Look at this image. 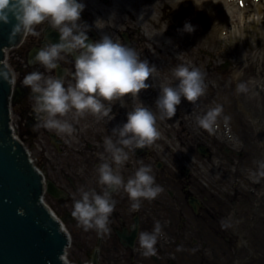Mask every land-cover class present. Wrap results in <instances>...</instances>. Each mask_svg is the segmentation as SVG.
Here are the masks:
<instances>
[{
	"label": "flooded vegetation",
	"instance_id": "obj_1",
	"mask_svg": "<svg viewBox=\"0 0 264 264\" xmlns=\"http://www.w3.org/2000/svg\"><path fill=\"white\" fill-rule=\"evenodd\" d=\"M79 23L82 26L87 25V42L99 41L103 36L98 32L99 27L92 21L82 19ZM36 32L38 35L24 37L20 45L22 48H19L17 53L22 62V73L19 82L14 83V89H21L22 95L14 102L21 108L18 113L21 120L31 124V127L23 128L22 137H25V141L33 140L41 144L43 142L39 137L43 135L47 138V145L59 154L70 151L84 157L83 149L77 150L70 144L71 135L40 126L34 112L33 93L30 88L23 85L24 77L32 72H40L45 78L63 77L65 87L74 83L70 75L74 71V55L61 53L57 61L58 67L51 70L35 62L34 57L29 59L30 53H37L41 48L57 41L51 35H57L59 38L58 31L51 27L49 22L36 26ZM121 37L124 45L138 50V39L133 32ZM138 54L140 55L141 51ZM139 57L142 58L141 55ZM30 62H32L31 65ZM262 62L260 71L245 72L236 84L235 90L240 95L237 103L244 112L245 129H247L246 134L239 139V142L237 141L238 144L232 140L229 125L222 124L221 133L227 140L222 142L216 140L214 146L202 135L198 137L196 134L193 138L197 145L194 143L189 145L187 139L181 142V148L197 151L198 157H201L199 161L188 154L184 155L186 152L184 149H179L181 151L178 156L177 152L169 147L170 145L167 149L173 157L169 161L161 160L158 152L165 153V150H158L155 148L157 144H152L143 149H135L132 160L128 163L126 161L125 165L119 168L113 165L114 170L118 171L125 182L134 175L135 167L147 164L153 166L159 179L157 182L156 178L155 185L162 191L154 199L142 198L138 211L131 209L132 201L123 189L112 192L111 198L115 202V207L109 217L110 231L103 236L98 235L94 229L86 231L88 235H91L92 242V245L89 243L90 248L85 252L88 262L92 263L96 253L97 264H264V166H262L264 165V56ZM252 80H256L259 91L252 85ZM148 84L149 88L139 93V101L126 96L122 100L111 102V105L105 102V106H111L112 109L109 116L92 118L94 122L102 124L103 136L106 131L111 132L113 117L121 116L122 124L125 123L124 116L127 118V112L138 106L139 102L144 101L142 104L145 107L157 113L155 101L161 87L167 83L149 81ZM238 85H243V88L238 89ZM183 108L182 100L173 115L176 118L180 117L181 121L185 112ZM172 117L160 119L157 113L156 127L160 136L171 134L169 128L173 129L174 117ZM65 120L72 124L73 132L78 137L77 142H81L84 149L96 152L99 148L94 141L105 144V136L93 142L84 138V136L92 137L97 131L94 122L92 123L90 119V114H85L78 119H73L69 114ZM181 121L180 125L183 124ZM163 122L166 125L168 123L170 127ZM52 135L60 141L58 147L52 143ZM182 138H187V134L182 135L180 139ZM215 146L216 154L213 152ZM202 158L207 160L204 159L201 162ZM56 159L53 156L52 159L46 158V163L41 162L44 175L48 176L47 165L50 169V176L46 177V182H52L61 192L58 198L49 195L48 197L55 200L58 206L63 203V207L64 204L73 207L75 200L70 189L66 185L61 186L57 179L63 177L69 185H72L73 180L64 170V167L69 169L71 166L69 163L62 165L60 159L55 166L50 165L51 161ZM215 160V166H212ZM102 162H94L95 178H87L89 183L86 190H93L98 194H102L105 190L104 186L98 182L97 168ZM205 163L212 169H216V192L213 191V193L204 186L205 179L208 180L203 170ZM122 168L125 169L124 172ZM80 175L76 174L75 177ZM72 210L73 208L70 212ZM59 219L62 224L65 222L79 225L68 212ZM156 223L161 226V234L154 246L155 254L145 256L142 254L143 249L139 246L138 234L152 232ZM78 229L81 231L82 227L79 226Z\"/></svg>",
	"mask_w": 264,
	"mask_h": 264
},
{
	"label": "rangeland",
	"instance_id": "obj_2",
	"mask_svg": "<svg viewBox=\"0 0 264 264\" xmlns=\"http://www.w3.org/2000/svg\"><path fill=\"white\" fill-rule=\"evenodd\" d=\"M78 2L84 5L80 21L82 19L92 21L99 27L98 32L111 36L114 42L123 44L121 35L133 32L139 45L136 52L141 51L142 58H140L146 59L150 65H154L156 68L147 83L149 81L166 82L175 86L177 80L174 77V70L179 65L188 66L190 69L196 67L203 73V95L195 102L182 99L185 110L184 117L182 116L183 120L173 116V129L168 126V123L166 125L163 122L167 127H170L171 134L159 135V138L154 142L155 145L157 144L156 149L165 150V153L158 152L161 160L169 161L173 157L167 149L169 147L179 156L180 151L184 149L180 147V144L186 139L189 145L192 143L197 145L193 138L195 134L198 137L202 135L213 146L216 144V140L219 142L227 140L221 133L223 131L222 124L229 125L232 140L238 144L247 129H245L244 112L241 111L242 109L238 107L237 103L240 95L235 88L242 74L247 71H260L263 66L264 0H218L217 3L208 0L202 10H197L192 0H182V2L181 0H78ZM185 22L193 25L195 31L191 34L182 32L181 29ZM19 48L21 49L22 46ZM19 48L6 52L5 62L12 73L14 83L19 82L22 73V62L17 54ZM256 83V80H252V85L259 91L260 88ZM142 103L144 104V101ZM11 107L12 126L15 129V135L21 140L23 136L21 131L26 127V123L18 116L21 108L15 102H12ZM217 107H220L222 112L216 117L212 130L209 131L198 123V118L205 116L208 111ZM93 117L90 114L92 123L94 122ZM121 118V116L113 117L112 129L122 125ZM61 119H66V117ZM124 119L127 118L124 116ZM180 121L183 124L180 125ZM76 122L78 123V121ZM93 124L97 131L93 133L92 137L84 136L86 140L93 142L99 137L103 139L104 136L106 139L112 137L115 140L112 130L111 132L106 131L103 136L102 124L97 121ZM186 134L187 138L180 139L182 135ZM39 139L43 143L40 144L33 140L24 141L35 165L42 171L41 162L45 161L46 163V158L52 159L53 156L57 159L51 161L50 165L55 166L58 159L62 165L69 163L70 170L67 167H64V170L73 180V184L69 185L63 177L57 179L61 186H68L74 200H77L76 198H80L81 192L85 191L88 186L87 178H95L94 162H102V157L107 156L105 144H98L94 141L99 148L96 152L84 149L82 143L77 142V135L72 132L70 144L74 145L77 150L83 149L84 157H82L76 152L70 151L59 154L47 145V138L42 135ZM184 150L186 151L184 155L188 154L191 158L200 160L201 157H198L195 149L186 148ZM125 151L128 152V163L132 160L134 151L127 149ZM213 152L216 154V146ZM204 159L202 158L201 162ZM215 162L216 160L211 165L215 166ZM145 166L151 169L150 174L154 176L155 180L157 178L158 182L156 169L148 164ZM138 168L135 167V171ZM203 168L208 177V180L205 179L204 186L212 193L216 192V169H212L206 163ZM47 169L48 176H50L48 165ZM122 170L124 172L125 169L122 168ZM59 171L61 170L59 169ZM211 172H213L212 176ZM76 174L80 177H75ZM48 176L45 175V177ZM74 188L76 190H73ZM44 203L58 218H62L66 212L71 214L70 209L73 208L69 204H64L63 207V203L59 207L56 201L48 196L44 197ZM63 224L71 238L66 260L70 264H86L85 252L90 248L89 243L92 245L91 235H88L83 228L80 231L77 224L65 222Z\"/></svg>",
	"mask_w": 264,
	"mask_h": 264
},
{
	"label": "clouds",
	"instance_id": "obj_3",
	"mask_svg": "<svg viewBox=\"0 0 264 264\" xmlns=\"http://www.w3.org/2000/svg\"><path fill=\"white\" fill-rule=\"evenodd\" d=\"M192 2L197 10H202L208 0ZM211 2L217 3L218 0ZM83 8L84 5L77 0H0V24L12 25L10 39L20 33L38 35L36 26L45 21L58 31L59 41L38 50L35 62L51 70L58 67L61 53L74 55V71L70 74L74 83L68 87H65L63 77L45 78L40 72H32L23 79V85L33 93L34 112L40 126L68 135L74 131L73 126L61 118L69 114L73 119L85 114L109 116L112 109L106 107L105 102L111 105L126 96L139 101V93L149 88L147 81L156 71L154 65L140 59L135 49L114 42L108 35H103L99 41L87 42V25L79 23ZM181 31L191 34L195 27L185 22ZM174 77L177 80L175 86L163 85L155 101L160 119L171 118L182 99L195 102L204 93L203 73L196 67L190 69L179 65L174 70ZM0 78H4V74L0 73ZM242 88L243 85H238V89ZM221 112L220 107L212 109L198 118V123L211 131ZM157 113L139 102L127 112L126 122L112 129L115 140L112 137L105 140L108 155L102 157L103 162L97 168L98 182L105 190L102 194L93 190L82 191L80 198L74 201L71 213L85 231L94 229L100 236L110 231L109 217L115 207L112 192L123 189L132 201L131 209L138 211L142 198L154 199L162 191L155 185V178L147 166L139 167L126 182L113 167L119 168L127 161L126 149H143L159 138ZM160 234L159 223L152 232L138 234L143 255L155 254L154 246Z\"/></svg>",
	"mask_w": 264,
	"mask_h": 264
},
{
	"label": "water",
	"instance_id": "obj_4",
	"mask_svg": "<svg viewBox=\"0 0 264 264\" xmlns=\"http://www.w3.org/2000/svg\"><path fill=\"white\" fill-rule=\"evenodd\" d=\"M11 27L0 24V73L4 74L0 78V264H68L64 255L69 238L41 200L44 193L58 198L61 192L52 182L44 184V176L30 163L11 128L10 101L21 97L22 91H12L5 53L18 47L24 37L20 33L10 39ZM36 54L30 53L29 59ZM51 138L58 147L60 141L54 135ZM92 263L97 264L96 253Z\"/></svg>",
	"mask_w": 264,
	"mask_h": 264
}]
</instances>
